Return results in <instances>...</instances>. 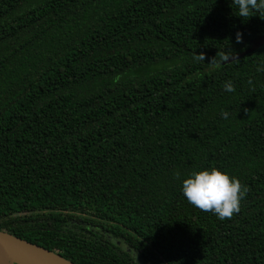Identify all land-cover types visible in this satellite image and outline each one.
Wrapping results in <instances>:
<instances>
[{
	"label": "trees",
	"instance_id": "16d2710c",
	"mask_svg": "<svg viewBox=\"0 0 264 264\" xmlns=\"http://www.w3.org/2000/svg\"><path fill=\"white\" fill-rule=\"evenodd\" d=\"M237 14L0 0V231L72 264H264V45L208 64L264 34V16ZM212 167L247 189L230 219L181 194Z\"/></svg>",
	"mask_w": 264,
	"mask_h": 264
},
{
	"label": "clouds",
	"instance_id": "9594fccd",
	"mask_svg": "<svg viewBox=\"0 0 264 264\" xmlns=\"http://www.w3.org/2000/svg\"><path fill=\"white\" fill-rule=\"evenodd\" d=\"M236 6L237 16L245 19L251 17L252 13L260 18L264 16V0H231V5ZM243 42L240 32L235 34V43ZM231 51V50H226ZM233 52V51H231ZM196 55V54H195ZM203 59L202 54L196 55ZM236 61V55H223L219 60L213 58L208 64H228ZM256 71L264 72V64L258 65ZM225 92H232L231 82L223 85ZM221 116L227 118V112H221ZM247 189L239 180L230 176L227 172L212 167L189 173L188 177L181 183V194L193 207L203 212H211L219 220L230 219L240 211V202L244 198Z\"/></svg>",
	"mask_w": 264,
	"mask_h": 264
},
{
	"label": "water",
	"instance_id": "95a60500",
	"mask_svg": "<svg viewBox=\"0 0 264 264\" xmlns=\"http://www.w3.org/2000/svg\"><path fill=\"white\" fill-rule=\"evenodd\" d=\"M251 46L236 59L253 53L264 45V34L251 40ZM0 264H72L47 249L0 231Z\"/></svg>",
	"mask_w": 264,
	"mask_h": 264
},
{
	"label": "flooded vegetation",
	"instance_id": "af4514ba",
	"mask_svg": "<svg viewBox=\"0 0 264 264\" xmlns=\"http://www.w3.org/2000/svg\"><path fill=\"white\" fill-rule=\"evenodd\" d=\"M78 224H80V225H83L81 222H79V221H76ZM82 233H85V231H81ZM133 254V256H134V258L139 262V263H141V264H148L147 262H145L144 260H142V261H144L143 263H142V261H140V260H138V255L135 253V252H133L132 253Z\"/></svg>",
	"mask_w": 264,
	"mask_h": 264
}]
</instances>
